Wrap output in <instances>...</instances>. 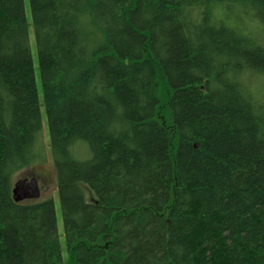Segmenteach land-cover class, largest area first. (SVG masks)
I'll list each match as a JSON object with an SVG mask.
<instances>
[{
    "label": "trees",
    "instance_id": "obj_1",
    "mask_svg": "<svg viewBox=\"0 0 264 264\" xmlns=\"http://www.w3.org/2000/svg\"><path fill=\"white\" fill-rule=\"evenodd\" d=\"M0 0V264H264V0ZM40 141V142H39ZM44 142V141H43Z\"/></svg>",
    "mask_w": 264,
    "mask_h": 264
},
{
    "label": "rangeland",
    "instance_id": "obj_2",
    "mask_svg": "<svg viewBox=\"0 0 264 264\" xmlns=\"http://www.w3.org/2000/svg\"><path fill=\"white\" fill-rule=\"evenodd\" d=\"M25 8H26L27 19L30 23L29 25L30 40H31V46H32V51H33V56H34L33 58H34L35 69H36V78H37V84H38L39 97L42 103L43 129L41 133H44V140H43L44 142L42 141V139H40V141L43 144L45 157L43 160H38L37 162L32 163L30 166L19 170L14 175L13 186L15 182L20 178H25V177L32 178L36 176L39 180V184L41 188L40 199H43L49 196H52L54 198L56 215L58 219V229H59V234L61 237L62 244L64 246V253H65L66 252L65 251L66 242H65V235H64L65 233H64L63 214H62L59 194H58L56 167L53 161L52 150L50 148V137H49V130H48L47 115H46V110L43 105V88H42V83H41L40 72L38 69V56H37L34 30L32 27V13H31V7H30L29 0H25ZM65 257H66V253H65Z\"/></svg>",
    "mask_w": 264,
    "mask_h": 264
},
{
    "label": "water",
    "instance_id": "obj_3",
    "mask_svg": "<svg viewBox=\"0 0 264 264\" xmlns=\"http://www.w3.org/2000/svg\"><path fill=\"white\" fill-rule=\"evenodd\" d=\"M12 191L16 201L37 200L41 197V188L36 176L18 179Z\"/></svg>",
    "mask_w": 264,
    "mask_h": 264
}]
</instances>
